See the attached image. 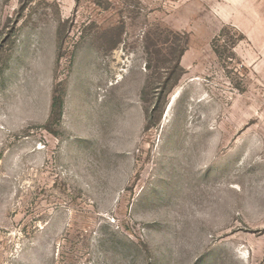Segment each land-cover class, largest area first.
Masks as SVG:
<instances>
[{"label":"rangeland","instance_id":"1","mask_svg":"<svg viewBox=\"0 0 264 264\" xmlns=\"http://www.w3.org/2000/svg\"><path fill=\"white\" fill-rule=\"evenodd\" d=\"M0 264H264V0H0Z\"/></svg>","mask_w":264,"mask_h":264},{"label":"trees","instance_id":"2","mask_svg":"<svg viewBox=\"0 0 264 264\" xmlns=\"http://www.w3.org/2000/svg\"><path fill=\"white\" fill-rule=\"evenodd\" d=\"M56 106H57V100L54 98L53 105H52L53 111L55 110Z\"/></svg>","mask_w":264,"mask_h":264}]
</instances>
